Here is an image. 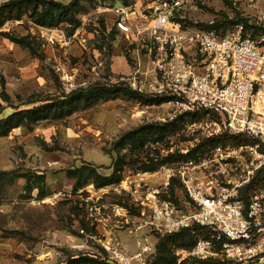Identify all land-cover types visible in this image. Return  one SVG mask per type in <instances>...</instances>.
Returning <instances> with one entry per match:
<instances>
[{"label": "rangeland", "instance_id": "obj_1", "mask_svg": "<svg viewBox=\"0 0 264 264\" xmlns=\"http://www.w3.org/2000/svg\"><path fill=\"white\" fill-rule=\"evenodd\" d=\"M54 1L73 2V18L67 13L56 25L42 26L24 14L0 27L25 37L43 75L27 94L0 100V118L70 99L55 104L48 117L23 119L0 135V172H8L0 178V264H153L165 250L175 264H185L180 251L195 235L190 228L166 230L162 209L173 217L188 213L193 202L177 170L213 144L182 143L184 117L164 120L176 109L148 91L160 80L151 70L148 39H127L102 11L124 5L140 18L154 0ZM175 20L182 28L257 38L264 33V5L186 0ZM47 45L53 52L44 51ZM137 61L145 72L142 91L129 84ZM94 88L100 90L89 102L73 97ZM178 119L158 136L162 124ZM131 133L142 134V143L120 145ZM113 174L96 186V176Z\"/></svg>", "mask_w": 264, "mask_h": 264}, {"label": "built area", "instance_id": "obj_2", "mask_svg": "<svg viewBox=\"0 0 264 264\" xmlns=\"http://www.w3.org/2000/svg\"><path fill=\"white\" fill-rule=\"evenodd\" d=\"M185 1L154 0L140 18L124 5L102 10L127 39H148L151 70L160 73L148 91L176 109L164 120L184 117L182 143L213 144L177 170L193 203L177 217L163 208V227L195 235L180 251L185 264H264V185L254 183L264 170V33L182 28L175 13ZM144 73L137 61L129 84L138 91Z\"/></svg>", "mask_w": 264, "mask_h": 264}, {"label": "trees", "instance_id": "obj_3", "mask_svg": "<svg viewBox=\"0 0 264 264\" xmlns=\"http://www.w3.org/2000/svg\"><path fill=\"white\" fill-rule=\"evenodd\" d=\"M73 9H74V3L69 2L68 4H62L60 2H56L54 0H7L0 4V27L5 24V22L10 20H17L20 19L24 14H28L29 17L33 19V22L37 25L42 26H52L56 25L58 22L64 20V19H72L73 18ZM67 13H69V16L66 18ZM1 35L9 38L11 41L16 42L18 44H21L23 46H27L30 48L31 52H35L32 50V47L29 45V43L24 39L25 37L22 36H16L12 35L11 33L1 31ZM100 89L94 88L89 91H79L77 93L74 92V98L79 99L80 97L84 99L85 102H89L91 97H95L98 94V91ZM132 94H135L134 91L131 92ZM64 99V98H63ZM60 98V100H47L51 102H45L43 104L31 106L26 109H17L8 115L0 118V135L6 134L12 127H15L22 123L23 119H29V120H38L46 118L50 115L53 106L57 104L58 106L63 105L64 102L69 103V100H63ZM0 100L2 101H10V96L6 94L4 90V82L2 79H0ZM148 101V100H147ZM31 102V101H30ZM55 108V107H54ZM61 110V108H59ZM62 111V110H61ZM178 121L180 119L168 122L165 124H162L161 130H159L158 136H161V134L165 131H168L167 129H173L177 126ZM151 132V130L149 131ZM143 141V135L142 134H127L126 138H121V144L123 145L126 142H135L138 144H141ZM152 166V165H151ZM153 165L152 167H154ZM117 169H115L116 171ZM118 170H121V167L118 168ZM115 173V172H114ZM8 172H0V178L7 175ZM115 174H113L109 178H104L102 176H96L99 177V182H96V186L103 185L113 179ZM118 178V176H117ZM257 185H264V170L261 177H257L255 182ZM251 186V185H249ZM83 225V223H82ZM179 235V234H178ZM183 236V234L179 235ZM178 238V237H177ZM193 239V237L191 238ZM195 240V237H194ZM169 240L167 239L166 243L163 241V245L167 247V242ZM194 242V241H193ZM192 243V242H191ZM191 245V244H190ZM189 245V246H190ZM153 264H175V258L165 250V252H162L158 259Z\"/></svg>", "mask_w": 264, "mask_h": 264}, {"label": "crops", "instance_id": "obj_4", "mask_svg": "<svg viewBox=\"0 0 264 264\" xmlns=\"http://www.w3.org/2000/svg\"><path fill=\"white\" fill-rule=\"evenodd\" d=\"M0 36V79L4 82V90L10 97L13 93L27 94L43 79L39 57L27 46L13 42L1 34ZM44 51L53 52V48L47 45ZM118 60L120 66L124 67V60L119 57Z\"/></svg>", "mask_w": 264, "mask_h": 264}]
</instances>
